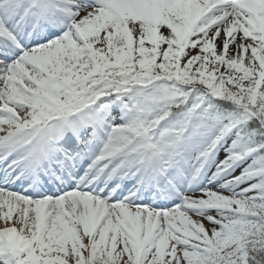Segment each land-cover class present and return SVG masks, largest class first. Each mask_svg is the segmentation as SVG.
Instances as JSON below:
<instances>
[{"label": "snow or ice", "instance_id": "snow-or-ice-1", "mask_svg": "<svg viewBox=\"0 0 264 264\" xmlns=\"http://www.w3.org/2000/svg\"><path fill=\"white\" fill-rule=\"evenodd\" d=\"M0 264H264V0H0Z\"/></svg>", "mask_w": 264, "mask_h": 264}]
</instances>
